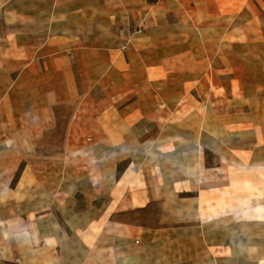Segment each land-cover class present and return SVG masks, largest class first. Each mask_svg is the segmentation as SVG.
Masks as SVG:
<instances>
[{
	"label": "crops",
	"instance_id": "0c3cea01",
	"mask_svg": "<svg viewBox=\"0 0 264 264\" xmlns=\"http://www.w3.org/2000/svg\"><path fill=\"white\" fill-rule=\"evenodd\" d=\"M220 6V0H0V125H5L0 126V149L5 147L9 153V159H0V231L8 234V239L21 240L38 250L34 257L27 251L15 255L0 252V264H223L229 258L232 264L241 263V246L235 241L228 246L224 241L213 242L203 235V224L173 221L170 217L176 215L177 208L169 210L170 216L153 208L154 188L146 176L135 181L136 175L114 177L100 171L98 181L89 178L91 186L110 183L114 187L93 199H104L99 206L91 203L82 210L60 209L58 204L75 200L62 193L63 201L55 199L36 215L34 224L31 218L35 215L30 212L24 214L23 226L16 223L5 228L1 224L17 216L16 208L3 197L14 194L12 184H32L33 177L44 178L50 165L75 167L66 163V152L73 151L74 157L87 152L70 144L77 125H83L84 135L93 142L91 151L100 169L115 155L142 148L128 144L130 137H156V147L161 150L160 137L168 130L170 152L176 153L178 125L182 121L192 124V114L198 108L193 104V82L203 79L208 60L224 40L240 37L231 26L234 19H219ZM248 6L251 11L261 9L264 17V0L251 1ZM251 35L248 39H253ZM178 39L181 43H176ZM122 46L125 51L120 50ZM219 79L233 89L235 82L240 85L234 76ZM254 99H248L251 107L243 125L256 141L264 140V95ZM227 101L231 124L227 129L235 132L240 125L241 99L233 96ZM199 102L206 105L205 119L208 102ZM49 125L54 130L43 133ZM187 133L185 127L184 135ZM43 139L52 142L36 149L44 152L41 158L26 159L28 151H33V141L41 145ZM19 140L25 147H18ZM221 142L186 147L187 151L200 149V163L195 167L201 173L214 168L208 166L207 154L215 155L216 167L240 161V146ZM261 148L264 152V144ZM22 152L25 161L18 159ZM248 152L252 153L250 165L264 167V159L257 163V149ZM128 183L134 186L128 187ZM2 201L7 203L9 220L3 219ZM94 208L104 210L102 220L80 225L77 218ZM100 225L101 230L93 234V226ZM195 232L201 233L200 239H194ZM146 234L152 235L151 251L143 240ZM256 248L247 247L243 254H252ZM255 264H264V254Z\"/></svg>",
	"mask_w": 264,
	"mask_h": 264
},
{
	"label": "rangeland",
	"instance_id": "374dc122",
	"mask_svg": "<svg viewBox=\"0 0 264 264\" xmlns=\"http://www.w3.org/2000/svg\"><path fill=\"white\" fill-rule=\"evenodd\" d=\"M251 1L254 0H220V11L222 13L219 19L225 22L234 19V24L231 26L235 28V34H240V37H238V40H224L222 42L224 45L220 46V50L215 51V55L208 60V71L201 75L203 79L193 82V104L194 109L195 107L198 108L192 114V124L182 121L178 125L177 145L179 147L176 153L170 152L172 146H168V130L164 133V137H160V143L164 144V148L162 147L161 150L156 147V137H144L143 139L130 137L128 144L143 145L142 148L128 154L115 155L107 163L102 164L105 168L100 169L96 165L98 161L91 151L93 142L88 141V137L84 135V127H81L83 125H77L76 132L71 134L69 138L70 144H76V147L87 150V152L85 154L81 153L79 157H74L73 151L66 152L64 157L66 163L75 167L63 168L62 166L50 165L43 175L44 178L33 177L32 184H12V189L16 190L14 194L10 196L7 194L3 197L7 203L11 202L12 206L16 208L17 216H13L11 222L1 224L5 228H9L16 223L23 226L24 214L28 212L35 215L31 218L34 224L36 218H38L36 215L43 213L46 208L52 205L55 199L59 198L60 201H63L62 193L69 194L71 198L75 197V200L67 201L62 206L58 204L60 209L73 210L75 208V210H80L91 203L94 206H99L104 199L100 201L93 199L108 193L114 187V184L111 185L110 183L105 186L103 184L102 187L98 188L91 186L89 178L93 177L95 181H98L100 171L102 173L107 172V174L114 175V177L122 174L129 175V177L136 175L135 181L137 178L141 179L146 176L150 178L154 188L155 201L152 205L153 208L161 211L162 214H167L166 216H170L169 210L171 208H177L176 215L171 214L172 217H170L173 221L177 219L203 224L205 229L203 235L213 242L217 240L224 241L228 246L229 242L235 241V244L241 246L240 264H255L256 260L264 254V167L250 165L249 157L252 156V153H249L248 150L257 149L256 160L258 159L259 162H256L263 163L264 152L261 145L264 144V140L258 139L256 141L254 135L252 136L253 132L243 124H246L248 120L247 114L250 111L249 107H251L248 99L264 95V32L262 31L264 29V17L260 16L259 10L261 9H253L254 11L248 9V3H251ZM252 18L254 19L252 20ZM209 21H216V19H210ZM251 21L255 24H252ZM192 29L198 31L195 27H192ZM249 32L252 34L253 39H248ZM255 33L257 36H255ZM176 43H181V40L178 39ZM120 50L125 51L126 46H122ZM213 68L217 72L213 71ZM231 76L238 78L240 81L238 87L236 86L237 82H235L234 89L228 83L221 84L217 81L218 78H220L219 80H228ZM190 89L189 87L188 90ZM233 96L241 99L239 103L241 111L240 125L239 127L236 126L235 132L232 129H227V125H231L228 124L230 119L228 117L229 105L227 100ZM202 99L208 102V113L205 119H203V116L206 105H199V101H202ZM257 106L260 107V105ZM23 124L25 123L23 122ZM0 126L4 127L5 125ZM185 127L189 130L187 135H184ZM46 128L43 133L54 130L51 125ZM218 131L220 134H218ZM4 138L5 140L9 138L7 130H5ZM39 138H34V140ZM23 139H25L24 136L21 141ZM218 140L228 147L240 146L242 149L240 161L237 160L238 163L235 162V165L232 162H222V165L216 167L217 159L215 155L207 154L208 166L211 165L214 168L209 167L207 171L201 173V169L195 167L196 163H200V149L187 151L186 147L197 146L201 143L205 146H217ZM21 141H18V147H25V142ZM153 141H155L154 144ZM45 142L50 144L52 140ZM45 142L43 139L41 145H37L33 141V151H28L29 155L26 159L35 160L44 154L43 151L36 152V149L46 148ZM4 150L5 147L0 149L1 160L9 159V153H5ZM20 154H18V159L25 161L23 152ZM231 160H233V157ZM112 165L114 167L111 168ZM23 167L22 164L18 169L16 180H18L17 178ZM174 182L177 183L174 184ZM121 185L119 184L118 187H121ZM131 185L134 186V184H127L128 187H131ZM135 186L139 187L137 184ZM7 203L4 204L3 202L1 206L4 220H9L8 210L6 209ZM185 209L192 210V212L187 214V212H184ZM202 209L203 211L200 212ZM103 211V209L94 208L90 211V214L80 215L77 221L80 225L86 227V223L90 220H102L103 217L100 216ZM28 222L30 223V221ZM102 227L103 225H100L99 228L93 226L91 231L93 234H97V231L99 232ZM196 238H201L200 232L198 234L194 233V239ZM139 240L142 239L139 238L135 242L137 245L140 242ZM143 240L151 251L152 235L146 234ZM250 246L257 247L256 252L252 254L245 252L246 255L243 254V251H248L247 247ZM23 251H27L32 257L38 256V250L35 251L29 243L25 245L21 240L8 239V234L0 231L1 253L15 255ZM197 256L200 257V251ZM231 260V258L225 259L223 264H232ZM199 261H201V258H199Z\"/></svg>",
	"mask_w": 264,
	"mask_h": 264
},
{
	"label": "trees",
	"instance_id": "16d2710c",
	"mask_svg": "<svg viewBox=\"0 0 264 264\" xmlns=\"http://www.w3.org/2000/svg\"><path fill=\"white\" fill-rule=\"evenodd\" d=\"M156 1H157V0H150V2H153V3L156 2Z\"/></svg>",
	"mask_w": 264,
	"mask_h": 264
},
{
	"label": "built area",
	"instance_id": "2783aa9c",
	"mask_svg": "<svg viewBox=\"0 0 264 264\" xmlns=\"http://www.w3.org/2000/svg\"><path fill=\"white\" fill-rule=\"evenodd\" d=\"M123 49H125V48H123Z\"/></svg>",
	"mask_w": 264,
	"mask_h": 264
}]
</instances>
